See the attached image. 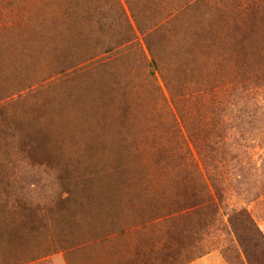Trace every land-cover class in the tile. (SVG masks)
Returning <instances> with one entry per match:
<instances>
[{"label": "rangeland", "instance_id": "rangeland-1", "mask_svg": "<svg viewBox=\"0 0 264 264\" xmlns=\"http://www.w3.org/2000/svg\"><path fill=\"white\" fill-rule=\"evenodd\" d=\"M209 172L264 233V0H0V264H264Z\"/></svg>", "mask_w": 264, "mask_h": 264}, {"label": "trees", "instance_id": "trees-1", "mask_svg": "<svg viewBox=\"0 0 264 264\" xmlns=\"http://www.w3.org/2000/svg\"><path fill=\"white\" fill-rule=\"evenodd\" d=\"M211 162H213L212 165H215V168H217L216 171H218V165L215 164L216 161H214L213 159V161ZM209 179L212 183L214 196L211 195L210 191L207 189L209 198L206 199V201H201L198 205L199 207H197V209L195 208V210L210 209L213 213V217H215L216 219L218 218L219 220L222 219V221L224 215L228 216L227 222H223L220 225V227H222L223 231L226 233L228 241H230V245L226 247V249L243 253V255L247 257V259L251 252L264 254V233L262 232V230L254 223L253 219L246 209L242 208L239 210H231L227 207L224 198L220 193V185H218L217 183L216 172H209ZM239 220H243L249 227V230L256 234L259 239L258 241H248V243L243 241L244 238L241 233L242 230H240L239 226L237 225V222Z\"/></svg>", "mask_w": 264, "mask_h": 264}]
</instances>
